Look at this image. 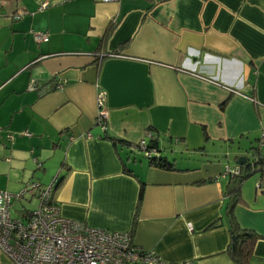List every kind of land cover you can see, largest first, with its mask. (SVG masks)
<instances>
[{
    "label": "crops",
    "instance_id": "0c3cea01",
    "mask_svg": "<svg viewBox=\"0 0 264 264\" xmlns=\"http://www.w3.org/2000/svg\"><path fill=\"white\" fill-rule=\"evenodd\" d=\"M41 1L0 0V191L56 179L62 217L131 232L150 264H234L221 174L253 162L264 135V0ZM151 140L174 170L149 164L138 144ZM250 177L233 215L257 235L249 264H264V188ZM24 196L20 216L37 207Z\"/></svg>",
    "mask_w": 264,
    "mask_h": 264
},
{
    "label": "built area",
    "instance_id": "2783aa9c",
    "mask_svg": "<svg viewBox=\"0 0 264 264\" xmlns=\"http://www.w3.org/2000/svg\"><path fill=\"white\" fill-rule=\"evenodd\" d=\"M100 3H115L118 0H95ZM50 6V0H43L38 11ZM14 20L20 15L13 16ZM36 42H47L48 35L35 33ZM29 89H35L32 81ZM237 93V92H235ZM238 94V93H237ZM106 93L98 90L96 103L98 115L96 124L105 130L107 112L104 108ZM9 141L12 137L7 138ZM146 158L151 156L145 141L138 144ZM258 150L264 154V135L258 142ZM239 168L226 167L221 176L239 174ZM257 188H264V176ZM57 180L48 186L31 182L23 192L12 195L0 191V253L11 259L13 264H150L159 263L150 251H145L133 243L131 232L89 227L61 216L53 199ZM34 193L37 207L19 217L11 216L12 201L22 200L25 193Z\"/></svg>",
    "mask_w": 264,
    "mask_h": 264
},
{
    "label": "trees",
    "instance_id": "16d2710c",
    "mask_svg": "<svg viewBox=\"0 0 264 264\" xmlns=\"http://www.w3.org/2000/svg\"><path fill=\"white\" fill-rule=\"evenodd\" d=\"M147 150L151 152V156L147 158L151 166L162 170H174V163L166 159V157H161L163 147L155 140H151V142L147 144ZM253 156L256 157L253 162L240 166L239 174L230 177V182L227 187V197L229 198V202L226 210L228 216V234L230 237L227 252L231 256L234 264L250 263L253 253V245L257 239V235L253 231L241 229L233 215V209L237 204L242 184L250 178V176L256 173L260 176H264V154L258 150V145L253 150ZM58 184L57 181L55 188ZM141 198L142 192L139 193V201Z\"/></svg>",
    "mask_w": 264,
    "mask_h": 264
},
{
    "label": "rangeland",
    "instance_id": "374dc122",
    "mask_svg": "<svg viewBox=\"0 0 264 264\" xmlns=\"http://www.w3.org/2000/svg\"><path fill=\"white\" fill-rule=\"evenodd\" d=\"M168 144V143H167ZM175 145L174 144H172V145H169V154H172L173 153V151L175 150ZM172 161V160H171ZM259 176V174L258 173H256V174H254L253 176ZM250 178H252V177H250ZM249 178V179H250ZM248 179V180H249ZM248 180H246V181H248ZM245 181V182H246ZM25 189H27V187L25 188ZM28 194H33V192L32 193H30V192H28ZM25 200H26V198H25V196L23 197V199L22 200H20V201H16V200H13L12 201V205H11V208H10V212H11V216L13 217V218H16V217H19L20 216V212L24 209V207L26 208V209H33V207H32V205H33V203H31L30 205H28V204H26V206L25 205H23V203H25Z\"/></svg>",
    "mask_w": 264,
    "mask_h": 264
},
{
    "label": "water",
    "instance_id": "95a60500",
    "mask_svg": "<svg viewBox=\"0 0 264 264\" xmlns=\"http://www.w3.org/2000/svg\"><path fill=\"white\" fill-rule=\"evenodd\" d=\"M246 163H249V159H247L246 156H240L236 161V166L239 168L240 166H244Z\"/></svg>",
    "mask_w": 264,
    "mask_h": 264
}]
</instances>
